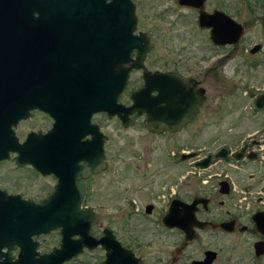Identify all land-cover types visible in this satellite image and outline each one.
Wrapping results in <instances>:
<instances>
[{
	"label": "flooded vegetation",
	"instance_id": "1",
	"mask_svg": "<svg viewBox=\"0 0 264 264\" xmlns=\"http://www.w3.org/2000/svg\"><path fill=\"white\" fill-rule=\"evenodd\" d=\"M28 1L0 0V27L5 21V10L17 23H25V8ZM31 1L35 7L32 13L35 23L44 27L84 24L86 20L81 18L83 9L89 6L96 9L97 2L103 6L105 25L116 27L120 22V0ZM129 1L135 13V3ZM204 3V12L222 11L207 10ZM178 7L195 14L196 21L197 13L194 9ZM200 29L207 32L209 39V30ZM135 30L136 23L132 32L134 35L137 34ZM146 38L149 50L141 62L142 67L131 68L128 71L124 87L117 95L115 103L124 107L131 106L133 102L138 105L139 113L134 110L128 115L127 126L138 125L152 136L178 133L193 122L203 108H207L206 102H222L214 98L217 84L222 81L217 73L221 67L214 65L184 67L179 62H172L171 58L165 61L163 57L160 59L150 56L153 41L149 36ZM238 43L239 41L234 45L222 46L234 48ZM254 45H258L256 53L264 49L260 42ZM113 46L116 52V42ZM33 47L34 57L38 58L40 87L50 85V88L65 90L62 94L54 93L50 98L40 99L50 104L55 117L43 110L32 109L25 118L12 126L18 143H22L29 133L44 135L51 131L55 124L54 118L61 120L68 116L70 111L68 102H89L88 98L76 97L69 90L72 88L73 76L104 74L106 57L110 56L111 50H106L107 43L103 36H79L72 30H69V33L63 31L59 34L39 35ZM247 52L249 53V48ZM135 55L136 50L133 49L130 58L133 59ZM129 63L130 61L124 64L117 63L115 60L108 62L113 72L117 68L127 67ZM233 73L232 71L227 77V84L230 86H233ZM144 79L147 82L146 95L143 99L136 98L134 101L129 99L130 92H136L144 86ZM199 93L201 100L197 98ZM262 94L264 85L256 94H252V105L255 109H264V102L259 108L254 104L255 98ZM123 95L126 96L125 101H122ZM185 102L201 103L193 115L177 129L168 130L163 127L158 131H150L145 126L146 114L155 120L162 116L168 120L180 121L185 115ZM209 107L212 109L211 105ZM104 119H113L119 128L122 127L116 114L107 116L104 111H96L88 116L87 125L95 126L98 133L90 132L88 127L87 129L80 127L78 131L71 127L60 133L59 141L57 135L54 138V149L59 145H70L71 152L58 154L56 160L57 163L71 168L75 165L77 168L88 166L89 149L96 148L97 141L101 140L100 169L94 172L92 168H88L85 177L80 174L74 175L75 179L82 181L84 185L80 208L91 210V227L94 211L87 203L91 197L90 180L105 174L109 168L105 152L107 135L102 124ZM33 120L37 127L28 128L23 137L19 138L16 134L18 126ZM201 150L189 148L174 153L177 161L172 166H175V172L168 185H163L161 200L155 202L151 199L140 207L136 206L133 198L126 200L124 218L140 216L148 220L149 227H129L127 230L123 226V235L120 239L115 238L111 229L102 228L110 231L119 247L127 250L133 261L136 260V264H264V130L255 129L230 144L218 146L211 152L205 151L199 155L198 151ZM15 156L16 152L8 151L7 157L0 159V166L11 162L15 171L30 170L41 179L46 191L37 199L30 198L26 196L24 185L20 184L19 178H0V264H87L88 261L83 258L84 254L90 252L87 247L82 246L77 253L72 254L68 250L73 251L76 246L70 242L63 246L66 251L61 250L59 228L44 233H28L22 204L26 201L40 203L53 192L58 180L53 173L41 174L30 164L17 165L13 161ZM145 156L146 153L143 160H146ZM207 156V163L201 165ZM147 164L145 161L139 167L134 165L132 171L137 178L146 180L149 171ZM125 170L122 165L115 168V183L119 184L123 180ZM188 171L193 175H188ZM3 173L5 176L9 174L8 167H5ZM130 189L135 191L133 188ZM91 227L90 233L94 237L102 235L101 230L100 234L95 236L91 232ZM49 235H54L56 239L44 238ZM77 239L78 235L71 236V240ZM96 247L103 252L98 262L101 264L105 258V251L99 245Z\"/></svg>",
	"mask_w": 264,
	"mask_h": 264
},
{
	"label": "water",
	"instance_id": "2",
	"mask_svg": "<svg viewBox=\"0 0 264 264\" xmlns=\"http://www.w3.org/2000/svg\"><path fill=\"white\" fill-rule=\"evenodd\" d=\"M203 3L204 0H176L178 6L196 11L197 26L209 30V40L212 44L217 46L236 44L242 37L243 26L222 11L204 12ZM34 9L32 1L29 0L25 8L26 22L21 24L9 17L8 11L5 10V21L0 27V45L4 46L0 47V159L6 158L8 151L16 152L13 161L17 165L30 164L41 174L53 173L58 180L53 192L46 199L38 204L30 201L22 204L25 226L29 229L28 233L35 234L59 228L61 250L66 251L63 246L73 242L76 249L68 250L72 254L77 253L82 246L92 249L99 245L105 251V258L101 264H136L131 254L119 247L108 229H103L100 237H94L90 233L91 210L80 208L84 185L82 181L76 180L74 175L80 174L85 177L88 168H92L94 172L100 169L101 140L97 141L96 148L89 149L88 166L77 168L75 165L71 168L57 163L56 160L58 154L71 152L70 145L63 144L54 149V138L57 135L59 141L60 133L71 127L76 131L88 127L90 132L98 133L95 126L87 125L88 116L96 111H104L107 116L116 114L122 126H127L128 115L134 110L139 113L138 105L133 102L131 106L124 107L116 104L115 99L124 87L128 71L131 68L142 67L141 62L149 50L147 38L144 33L138 32L135 35L132 33L136 18L129 0H120L121 16L116 27L104 24L103 6L100 2L96 3V9L90 6L83 9L81 18L86 21L78 26L51 28L37 25L32 16ZM258 19L264 31V12ZM69 30L79 36H103L106 39V50H111L110 56L106 57L105 73L73 76L72 88L69 90L76 97L88 98L89 102H68L67 106L70 108L68 116L61 120L54 118L55 124L51 131L44 135L29 133L22 143H18L12 126L18 120L25 118L32 109L43 110L55 117L50 104L40 99L50 98L54 93L62 94L65 90L53 89L49 87L50 85L40 87L38 58L34 57L33 47L37 36L59 34L63 31L69 33ZM115 42L116 52L113 46ZM257 48L258 45H253L249 52L253 53ZM133 49L136 50V55L131 59L130 53ZM110 60L122 64L129 61L130 63L127 67L117 68L113 72L109 68ZM143 77L145 78V72ZM146 92L147 82L144 79V86L136 92H130L128 98L133 101L136 98L143 99ZM197 98L201 100L200 93ZM263 102L264 94L258 95L254 101L255 107H261ZM200 103L185 102V115L180 121L168 120L162 116H158L155 120L146 114L144 124L150 131H158L163 127L168 130L177 129L193 115ZM207 158L208 156L201 165L207 163ZM68 167L70 169H67ZM72 235H78V239L71 240Z\"/></svg>",
	"mask_w": 264,
	"mask_h": 264
},
{
	"label": "rangeland",
	"instance_id": "3",
	"mask_svg": "<svg viewBox=\"0 0 264 264\" xmlns=\"http://www.w3.org/2000/svg\"><path fill=\"white\" fill-rule=\"evenodd\" d=\"M132 1L135 3V31L144 33L153 41L150 56L163 57L165 61L171 58L172 62H179L184 67H221L217 73L222 81L217 84L214 98L222 102H206L207 108H203L193 122L174 134L152 136L135 124L119 128L115 120H103L109 168L105 174L91 178V197L87 203L94 211L91 232L98 236L102 228L107 227L117 239L122 238L123 226L127 230L150 226L147 219L137 215L125 219V202L133 198L136 206L140 207L151 199L155 202L161 200L163 185L167 186L173 178L175 166L172 164L177 161L174 153L178 150L201 148L198 152L202 155L205 151L211 152L218 146L230 144L255 129L264 130V109H255L252 105V94L264 85V49L257 53L247 52V48L259 42L264 48V33L258 19L264 12V0L205 1L204 8L222 10L244 27L242 37L234 48L210 43L207 32L197 26L195 14L176 6L175 0ZM232 71L233 86H230L227 77ZM125 100L123 95L122 101ZM31 127H37L34 120L21 123L16 129L17 136L22 138ZM145 153L146 160H143ZM145 161L149 171L146 180H143L137 178L132 169ZM118 165L126 168L119 184L114 180ZM5 167L9 169L7 176L3 173ZM0 175V178H19L27 197L37 199L46 191L38 176L30 170L15 171L11 162L0 166ZM188 175L193 174L189 172ZM132 210L135 209L132 207ZM49 237L56 239L54 235L44 238ZM84 255L87 264H98L103 252L95 247Z\"/></svg>",
	"mask_w": 264,
	"mask_h": 264
}]
</instances>
